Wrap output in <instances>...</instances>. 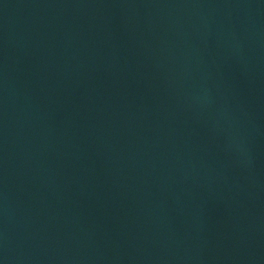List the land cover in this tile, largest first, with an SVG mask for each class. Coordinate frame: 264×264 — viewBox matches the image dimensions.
Segmentation results:
<instances>
[{"label": "water", "instance_id": "water-1", "mask_svg": "<svg viewBox=\"0 0 264 264\" xmlns=\"http://www.w3.org/2000/svg\"><path fill=\"white\" fill-rule=\"evenodd\" d=\"M0 264H264V0H0Z\"/></svg>", "mask_w": 264, "mask_h": 264}]
</instances>
